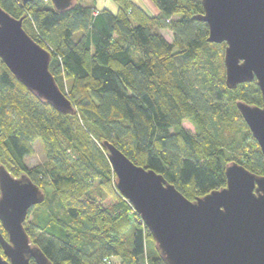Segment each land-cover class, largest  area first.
<instances>
[{"label":"trees","instance_id":"trees-1","mask_svg":"<svg viewBox=\"0 0 264 264\" xmlns=\"http://www.w3.org/2000/svg\"><path fill=\"white\" fill-rule=\"evenodd\" d=\"M115 1L117 12L77 0L63 11L49 0H0L50 53L49 71L74 108L57 112L0 60V165L43 192L51 188L24 225L51 264H106L114 257L164 264L156 249L148 252L149 231L115 187L103 141L190 201L225 187L231 162L264 176L263 156L236 107L261 106V93L255 81L227 89L218 44L208 43L206 23L193 19L203 13L200 0H150L159 12L152 16L137 0ZM63 80L71 83L68 94ZM234 118L244 134L232 139L240 153L228 161L225 124ZM35 139L46 161L29 168L23 160Z\"/></svg>","mask_w":264,"mask_h":264},{"label":"water","instance_id":"water-1","mask_svg":"<svg viewBox=\"0 0 264 264\" xmlns=\"http://www.w3.org/2000/svg\"><path fill=\"white\" fill-rule=\"evenodd\" d=\"M33 0H21L23 5ZM57 11L72 0H49ZM208 43H225V85L256 82L261 106L236 102L264 159V0H200ZM0 8V60L29 92L61 114L74 108L49 71L51 55ZM115 187L139 215L164 264H264V176L231 162L225 187L193 201L160 174L135 165L120 149L102 142ZM45 200L26 175L0 165V264H51L25 232L29 211ZM1 230L5 233L2 234Z\"/></svg>","mask_w":264,"mask_h":264},{"label":"rangeland","instance_id":"rangeland-1","mask_svg":"<svg viewBox=\"0 0 264 264\" xmlns=\"http://www.w3.org/2000/svg\"><path fill=\"white\" fill-rule=\"evenodd\" d=\"M77 1L83 5L94 6L96 8L98 7L99 9H101L102 7L107 8V9L109 8V9L114 10V12H117V4H116L115 0H77ZM137 3L150 16L157 15L159 13L158 10L155 8V6L152 4V2L150 0H137ZM161 34L163 35V37L168 42H172L173 38H172V34L170 31L162 30ZM218 47H219V49H218L219 54H221L223 56L225 43L218 44ZM222 60H223V58H222ZM70 86H71L70 81L63 80V87H64L65 93H67V94L69 93ZM225 125H226L227 141H228V143H230L229 147H230V149H232L234 151V153H233L232 150L226 149V160H228V161L235 160V158L239 155L240 152H237L236 150H234V149H237V146H236V143L233 142L232 139L235 138V140L238 141L240 139V137L244 134V127H243L241 121L238 120L237 118L230 120ZM31 147H32V153L29 154L28 156H26L23 160L25 166L32 168V167H36L38 165H43L46 161V158L44 156L42 145H41L40 141L38 139H35L31 145ZM98 189H99L98 187L95 188V192ZM43 190H44V192L48 198H50L52 196L53 192H52L51 188L43 187ZM33 215L34 214L30 210L29 214H28V219L26 220V222L24 224L26 227H28L30 225V223L34 217ZM146 247H147L149 253L150 252L152 253L155 249V246L153 245L152 241L149 239L146 241ZM109 260H110V264H121L120 260L116 257L110 258Z\"/></svg>","mask_w":264,"mask_h":264},{"label":"built area","instance_id":"built-area-1","mask_svg":"<svg viewBox=\"0 0 264 264\" xmlns=\"http://www.w3.org/2000/svg\"><path fill=\"white\" fill-rule=\"evenodd\" d=\"M105 263H106V264H110V260L106 259V260H105Z\"/></svg>","mask_w":264,"mask_h":264},{"label":"crops","instance_id":"crops-1","mask_svg":"<svg viewBox=\"0 0 264 264\" xmlns=\"http://www.w3.org/2000/svg\"><path fill=\"white\" fill-rule=\"evenodd\" d=\"M104 7H102L101 9H103ZM97 9H99L98 7H97ZM109 9V8H108ZM110 11H112V12H114V10H112V9H109Z\"/></svg>","mask_w":264,"mask_h":264}]
</instances>
